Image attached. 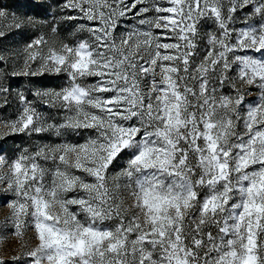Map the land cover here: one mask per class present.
<instances>
[{
  "label": "snow or ice",
  "instance_id": "6c2138e0",
  "mask_svg": "<svg viewBox=\"0 0 264 264\" xmlns=\"http://www.w3.org/2000/svg\"><path fill=\"white\" fill-rule=\"evenodd\" d=\"M10 9L0 3L9 29L33 23ZM60 11L88 37H38L11 72L65 83L18 92L15 119H0V141L48 134L0 155V193L14 197L0 240L34 230L38 241L0 264H264V0H64ZM130 15L147 27L117 35ZM10 91L0 84V108Z\"/></svg>",
  "mask_w": 264,
  "mask_h": 264
},
{
  "label": "rangeland",
  "instance_id": "374dc122",
  "mask_svg": "<svg viewBox=\"0 0 264 264\" xmlns=\"http://www.w3.org/2000/svg\"><path fill=\"white\" fill-rule=\"evenodd\" d=\"M0 3L4 5H10L11 11L17 14L31 17L33 23L25 24L20 29H9L7 27L8 21H0V28L7 32L6 35L0 37V55L7 57L6 64L4 61H0V68L6 67L8 75L6 77L0 75V84L10 88L9 104L0 108V119H15L18 110L20 109L19 100L17 97L18 92H23L28 96L30 100L35 99L30 91L31 88L35 87H47V88H59L65 83L64 76H55L45 73L43 76L26 77L23 75L12 76L11 72L13 69H22L26 53L24 51L25 46L31 43L38 37L43 36L49 45L59 47L62 42L75 43L77 39H84L88 37L87 32H75L76 25L82 21H69L61 19L65 15H75L72 12H61L60 6L64 3V0H0ZM154 13H149L148 16H153ZM86 23V22H84ZM241 25H237L240 27ZM53 27L56 28V32L53 33ZM133 27L146 28L147 26H140L137 22V18L130 15L129 19L124 22V25L117 31V35L123 32L125 29L131 30ZM214 29L215 25L208 22L205 25V30ZM157 33L163 31L162 29H156ZM75 32V35L73 34ZM170 42V41H167ZM45 45L44 51H47ZM35 66V65H34ZM91 79V78H90ZM31 81V84L29 83ZM252 95L247 96L246 100L249 103L258 102V95L256 89H252ZM224 94H229L230 89H223ZM39 110L44 112L51 111L43 107V105L37 104ZM54 139V138H53ZM48 142V134H33L31 138L17 134L7 138L5 141H0L5 151L0 152V155L13 156L17 151L23 148H29L35 150V144L37 142ZM123 161L117 162V167L112 169V172L119 170V167L123 165ZM125 196V204L131 205L132 199ZM14 199L13 196L8 194L7 200L5 194L0 193V234H3L5 227V221L12 214L11 209L8 207V200ZM8 232H11V226H7ZM38 243L34 230H27L23 238H17L15 236H7L6 239L0 240V259L11 262L12 257L18 255L22 251V244H26L27 248L35 247Z\"/></svg>",
  "mask_w": 264,
  "mask_h": 264
}]
</instances>
